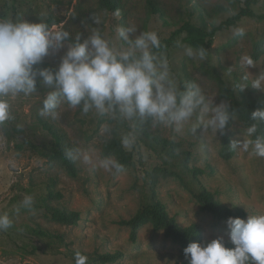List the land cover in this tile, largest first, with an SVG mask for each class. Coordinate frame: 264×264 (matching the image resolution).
<instances>
[{
	"label": "rangeland",
	"instance_id": "rangeland-1",
	"mask_svg": "<svg viewBox=\"0 0 264 264\" xmlns=\"http://www.w3.org/2000/svg\"><path fill=\"white\" fill-rule=\"evenodd\" d=\"M154 1L165 12L164 19L149 14L147 0H122L126 12L124 21L99 9L97 0H0V18L44 22L49 13L59 18L60 23L50 28L65 29L70 36L63 49L50 52L43 59L58 66L77 35L82 41L93 31H99L119 47L123 43L119 37L121 27L135 25L137 34L156 31L162 39L184 21L204 24L209 30L212 25L244 7L243 0L231 3L228 0H195L205 10L201 13L198 6L188 0ZM216 5L225 6L229 11L211 13ZM250 10L256 16H264V0L251 4ZM239 28L244 29L243 36L235 34ZM183 36L181 33L168 51L160 53L168 59L170 75L178 86L185 68L216 104L227 101L221 92L220 81L236 98L240 92L251 97L264 94V89L252 86V82L264 74V49L259 58L253 60L255 67L248 68L244 62L246 57L251 58L255 41L263 40L264 47V19L242 17L235 25L217 31L212 43L205 48L204 59L198 55H186L188 46L181 41ZM49 91L45 86L27 96L16 94L7 98L11 119L0 124V214L9 215L12 227L0 231V264H75L77 253L87 257V264H100L92 259L91 254L114 250H119L122 256L107 264H166L176 261L189 264L184 249L165 237L161 230L145 224L138 230L136 241L132 242L128 237V227L118 224V220L128 218L146 200L149 172L167 168L182 174L179 166L182 159H169L167 152L155 143L157 137L176 142L178 152H188V166L202 170L198 181L220 202L232 209L243 208L245 219L248 215L264 214V157L254 155L251 150L235 149L230 159H223L219 155V132L215 134L204 129L196 116L177 131L172 125L152 119L144 125L143 120L125 119L118 113L100 116L92 110L84 114L80 106L72 107L62 101L56 110L58 118L53 119L41 115L42 102ZM43 122L64 132L74 148L90 153L94 160L114 159L103 156L101 149L105 140L116 135L132 154L133 165L120 171H107L76 160L77 173L71 177L62 166L35 150V145L40 148L51 142ZM246 130L235 119L230 129V143L249 139ZM157 175V196L169 215L182 225L191 221L199 223L204 234L202 243L218 237L231 242L226 221L202 211L194 200L191 191H196L195 183L185 179L188 185L184 186L171 175ZM50 181L61 193V198L52 199L50 203L78 211L80 219L77 224L54 222L41 207L46 199V183ZM26 196L34 200L31 210L20 207ZM36 227L62 234L64 243L58 244L35 234L33 230Z\"/></svg>",
	"mask_w": 264,
	"mask_h": 264
},
{
	"label": "clouds",
	"instance_id": "clouds-1",
	"mask_svg": "<svg viewBox=\"0 0 264 264\" xmlns=\"http://www.w3.org/2000/svg\"><path fill=\"white\" fill-rule=\"evenodd\" d=\"M137 31L135 25L121 27L119 37L123 43L119 47L99 31H93L82 41L77 35L75 43L67 47L53 70L38 65L50 52L65 47L69 31L53 30L44 22L0 18V124L11 119L7 98L35 93L39 85L50 89L43 99L41 115L53 119L58 118V106L66 101L72 107L80 106L84 114L95 110L100 116L118 113L125 119L150 118L172 125L177 131L196 116L204 129L223 134L233 116L229 104L214 103L195 82L185 83L180 88L170 75L166 56L154 51L161 48L158 33L141 31L137 34ZM235 34L243 36L244 29H237ZM185 53L189 57L198 55L200 59L206 56L204 48L196 52L187 47ZM244 62L248 68L255 67L251 58L246 57ZM252 86L264 89V74L259 75ZM251 117L257 122L264 121V108L254 110ZM256 133L257 123H252L246 130L249 139L232 141L230 147L245 152L251 150L254 155L264 157V135ZM66 155L73 161L82 160L107 171L122 168L115 159L94 160L80 148H71ZM33 205V198L26 196L20 207L31 210ZM226 224L234 246H226L222 237L207 243L191 242L183 250L189 264H264V214L248 215L247 219L228 217ZM10 227L9 215L0 214V231ZM75 264H87V257L77 253Z\"/></svg>",
	"mask_w": 264,
	"mask_h": 264
},
{
	"label": "trees",
	"instance_id": "trees-1",
	"mask_svg": "<svg viewBox=\"0 0 264 264\" xmlns=\"http://www.w3.org/2000/svg\"><path fill=\"white\" fill-rule=\"evenodd\" d=\"M193 2L195 7L198 6L201 13L205 12L203 8H200L195 0H188ZM230 3L233 0H228ZM257 0H243L244 7L240 8L237 13L221 21L217 25H212L208 30L206 26L194 25L189 21H184L180 26L175 28L167 37L160 39L161 48L154 50L157 54L168 51L178 39L181 33H184L181 41L188 47L200 50L201 48H206L213 41V36L215 33L223 28L233 26L242 17H257L264 19V16H256L252 10H250V5L255 3ZM149 14H156L160 18L164 19L166 17L165 12L158 6L156 1L147 0ZM97 7L106 13H112L120 17L124 21L126 17V12L124 10L122 0H97ZM229 8L216 5L212 8L211 13L219 14L222 12H228ZM60 19L53 16L51 13L48 14L44 23L49 27L54 24L60 23ZM74 43V42H73ZM263 40H257L254 42L253 51L251 54L252 60H257L263 52ZM38 67H46L55 70L58 66L52 64L48 61H42ZM194 82L192 76L189 72L183 68L182 69V79L180 80L179 87L183 88L185 83ZM221 92L226 96V103L229 104V110L233 113L232 119L230 120L229 127H226L223 134L219 132L220 135V149L219 155L225 160L230 159L234 153L235 149L230 147V129L233 125L235 119H237L246 129L252 123H257V133L256 135H264V121H254L251 117V113L258 109L264 108V94H257L256 96H247L240 92L239 98H236L231 91L227 92L224 83L220 81ZM39 88V85H38ZM150 121L149 119L143 120V124L146 125ZM45 130L51 136V142L48 146H42L38 148L35 145V150L41 153L48 160L58 163L66 173L75 177L77 173L76 162L69 159L66 155V151L74 148V145L67 139L66 134L61 130L54 127L52 124L42 123ZM254 139V137H251ZM156 144H159L166 152L169 159L181 158L179 164L182 174L175 170H170L167 168H156L152 172L147 174L146 184L148 185V194L146 200L142 202L135 212L128 218H122L118 220V224L126 226L129 229V240L132 242L136 241L138 230L145 224L151 225L154 230H161L163 235L169 238L172 242L178 244L183 249L191 242H202L203 241V229L201 225L195 221H191L186 225L180 224L176 218L169 215L166 206L158 198L156 184L158 182V175L160 173L162 177L171 175L172 177L178 179L184 186L188 185V181L195 183L197 186L196 191H191V194L199 205L202 211L211 214L214 218L226 221L228 217H240L246 218V212L241 207H236L232 209L227 205L220 202L213 192L206 189L198 181V174L202 173V170L197 167L190 168L187 164L188 162V152L180 151L178 152V144L172 140H167L162 137H157L154 139ZM101 154L105 157L112 156L117 160L122 168L133 165L132 154L127 151L121 139L113 135L111 138L104 141L101 149ZM186 176V177H185ZM187 179V180H185ZM46 199L43 200L42 206L49 218L57 223L65 225H75L80 219L79 213L76 210L68 209L60 204H52L50 200H58L61 198V193L54 188L53 181L46 183ZM35 234L47 237L58 244H63L64 239L62 234L53 233L49 230L41 227H36L34 230ZM225 242V240H224ZM226 246L233 247L231 242L226 241ZM122 256L119 250L105 251V252H93L91 254L92 259L100 264H107L117 261ZM166 264H188L186 261H176L174 263Z\"/></svg>",
	"mask_w": 264,
	"mask_h": 264
}]
</instances>
